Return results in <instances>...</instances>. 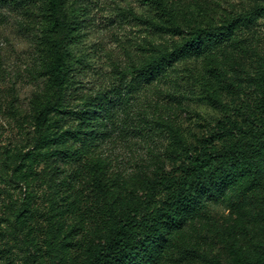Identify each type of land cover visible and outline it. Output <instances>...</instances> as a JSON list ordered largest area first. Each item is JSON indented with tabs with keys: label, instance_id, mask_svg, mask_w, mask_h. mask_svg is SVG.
Instances as JSON below:
<instances>
[{
	"label": "rangeland",
	"instance_id": "1",
	"mask_svg": "<svg viewBox=\"0 0 264 264\" xmlns=\"http://www.w3.org/2000/svg\"><path fill=\"white\" fill-rule=\"evenodd\" d=\"M160 1L188 32L219 25L230 14H246L259 3ZM46 2L0 0V264H24L28 250L37 253V264H57L50 249L58 255L60 250L50 244L56 242L61 248L65 236L73 241L67 264H79L84 245L105 236L113 205L117 216L123 204L146 203L145 175L153 177L154 169L164 164L168 165L165 175L171 173L174 164L169 156L179 152L177 138L166 127L170 123L162 124V120L175 121L188 145L222 149L233 138L220 130L231 127L229 120L248 127L247 114L255 95L264 89V14H260L240 36L246 53L237 52L232 67L226 64L230 80L240 86L219 89L225 108L208 100L198 82L204 63L180 65L175 73L169 72L159 92L126 98L129 101L124 112L120 109L111 137L88 158L87 168L69 169L70 178L78 177L75 190L52 188L43 163L34 164L32 172L23 166L33 152L36 115L55 94L45 68L51 60L45 34ZM67 12L79 24L70 50L77 61L75 81L82 93L116 82L119 69L137 63L149 41L172 47L181 39L153 28L149 21L163 22L164 12L148 0H67ZM107 189L113 196L104 194ZM77 195L81 203L74 208L69 204ZM160 196L150 202L151 207ZM22 204L29 212L25 223H20L22 232L15 233L8 208ZM169 239L171 248L160 264H264V185L243 200L233 198L232 203L208 200L202 218Z\"/></svg>",
	"mask_w": 264,
	"mask_h": 264
},
{
	"label": "trees",
	"instance_id": "2",
	"mask_svg": "<svg viewBox=\"0 0 264 264\" xmlns=\"http://www.w3.org/2000/svg\"><path fill=\"white\" fill-rule=\"evenodd\" d=\"M148 1L164 12L163 22L149 21L153 28L177 35L180 41L172 47L149 41L137 63L129 69H119L116 82L91 93H82L75 81L77 61L70 50L79 24L74 15L67 12V0H47L45 34L51 60L46 61L45 68L49 86L55 89V94L36 115L33 152L27 154L23 166L31 168L32 172L34 164L43 163L50 187L75 190L78 177L70 178L69 169L87 168L88 158L97 154L111 137L112 126L120 109L124 112L127 99L131 100L130 96L139 92H159L169 72L175 73L180 65L205 64L198 82L207 92L208 100L222 108L225 107L219 89L240 86L230 80L226 64L232 67L236 53H246L240 36L264 14V0H258V5L246 14H230L219 25L208 24L189 32L177 24L176 17L162 1ZM253 104L250 103L254 107L246 118L248 127L229 120L231 127L220 130L221 134L233 138L222 149L188 145L175 121L162 120V124L170 123L166 127L177 138L175 144L179 152L172 151L169 156L174 164L171 173L165 175L168 165L164 164L154 169L153 177L145 175L143 182L149 190L146 203L123 204L118 207L117 216V206L113 205L109 209L111 216L106 223L105 236L84 245L79 264H160L171 248L170 236L197 223L208 200L232 203L233 198L243 200L257 193L264 185V89L255 95ZM24 181L28 183L27 177ZM105 193L113 196L109 189ZM157 194H161V198L151 207L150 202ZM80 201L77 195L69 205L75 208ZM8 209L13 217L12 229L21 233L28 208L22 204ZM16 240L25 245L19 236ZM68 240L70 236H65L61 248L56 242L50 244V248L54 246L60 250L58 255L50 249L57 264H67L73 247V241ZM26 253L24 264L38 263L37 253L31 254L30 250ZM244 264L254 263L246 261Z\"/></svg>",
	"mask_w": 264,
	"mask_h": 264
}]
</instances>
